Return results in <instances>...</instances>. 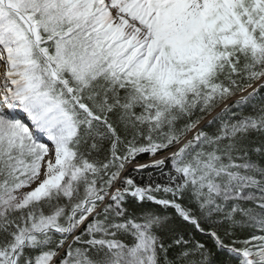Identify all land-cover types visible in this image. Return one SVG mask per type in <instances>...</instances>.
<instances>
[{
    "label": "snow or ice",
    "instance_id": "snow-or-ice-1",
    "mask_svg": "<svg viewBox=\"0 0 264 264\" xmlns=\"http://www.w3.org/2000/svg\"><path fill=\"white\" fill-rule=\"evenodd\" d=\"M0 264H264V0H0Z\"/></svg>",
    "mask_w": 264,
    "mask_h": 264
},
{
    "label": "trees",
    "instance_id": "trees-1",
    "mask_svg": "<svg viewBox=\"0 0 264 264\" xmlns=\"http://www.w3.org/2000/svg\"><path fill=\"white\" fill-rule=\"evenodd\" d=\"M148 160V157L147 156H145V157H143V161H147Z\"/></svg>",
    "mask_w": 264,
    "mask_h": 264
},
{
    "label": "rangeland",
    "instance_id": "rangeland-1",
    "mask_svg": "<svg viewBox=\"0 0 264 264\" xmlns=\"http://www.w3.org/2000/svg\"><path fill=\"white\" fill-rule=\"evenodd\" d=\"M21 115V114H20ZM21 117H22V115H21ZM25 122H27V121H25ZM41 139H43V137H41Z\"/></svg>",
    "mask_w": 264,
    "mask_h": 264
},
{
    "label": "bare ground",
    "instance_id": "bare-ground-1",
    "mask_svg": "<svg viewBox=\"0 0 264 264\" xmlns=\"http://www.w3.org/2000/svg\"><path fill=\"white\" fill-rule=\"evenodd\" d=\"M25 121H26V118H25Z\"/></svg>",
    "mask_w": 264,
    "mask_h": 264
}]
</instances>
